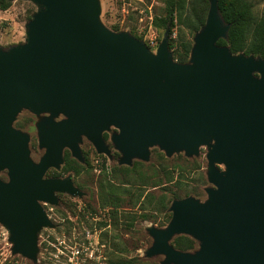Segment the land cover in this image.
Returning <instances> with one entry per match:
<instances>
[{
  "label": "water",
  "instance_id": "water-1",
  "mask_svg": "<svg viewBox=\"0 0 264 264\" xmlns=\"http://www.w3.org/2000/svg\"><path fill=\"white\" fill-rule=\"evenodd\" d=\"M30 1L38 10L25 42L0 46V224L12 254L37 263L39 232L55 226L42 203L57 205V193L85 194L71 175L46 172L61 167L65 149L82 162L83 137L111 158L102 134L114 128L119 165L149 161L152 147L167 157L206 148V198L173 199L169 222L145 228L152 238L145 257L264 264V58L217 44L230 27L217 0H209L183 63L169 49V28L152 52L131 33L107 28L99 0ZM23 108L39 117L37 162L29 134L13 125ZM181 234L197 248H175Z\"/></svg>",
  "mask_w": 264,
  "mask_h": 264
},
{
  "label": "rangeland",
  "instance_id": "rangeland-1",
  "mask_svg": "<svg viewBox=\"0 0 264 264\" xmlns=\"http://www.w3.org/2000/svg\"><path fill=\"white\" fill-rule=\"evenodd\" d=\"M250 1L254 14L263 15L264 0ZM10 2L7 9H0V46L3 47L25 42L26 23L38 10V5L30 0ZM99 3L100 20L107 28L129 32L156 52L165 32V28L158 26L155 19L164 12L161 0H99ZM194 34L191 35L185 22L180 20L169 38L174 41V48H181L185 38L191 39L193 44ZM38 119V116L23 108L13 122L14 127L29 134L30 156L36 162L44 152L38 146L35 125ZM81 146L86 161L79 173L62 172L60 167L59 170L51 169L47 175L65 177L71 174L75 185L86 195L79 198L60 194L57 205H43L55 226L40 230L35 264H116L118 261L121 264H160L162 255L151 258L144 256L152 243L145 228L156 226L151 220H159L163 215L155 210L161 195L168 208L173 199L188 195L201 200L206 198L204 189L209 186L206 148L201 147L198 156L187 157L181 152L167 157L158 147H152L149 161L136 159L127 166L118 164L120 154L112 145L111 158L97 154L86 139ZM69 156L72 163H80L70 153ZM168 175L173 176L172 182L167 181ZM0 176L6 178L5 172H1ZM122 182L128 183L122 185ZM101 185H132L134 196L137 188V192L144 190V194L150 197L144 199V210L139 209L140 201L134 205V197L128 200L124 197L123 200L127 201L122 200L117 207H102ZM175 195L179 198H174ZM143 213L148 214L149 219L143 220ZM4 229L0 224V230ZM0 264L34 263L20 254H12L8 238L1 236Z\"/></svg>",
  "mask_w": 264,
  "mask_h": 264
},
{
  "label": "trees",
  "instance_id": "trees-1",
  "mask_svg": "<svg viewBox=\"0 0 264 264\" xmlns=\"http://www.w3.org/2000/svg\"><path fill=\"white\" fill-rule=\"evenodd\" d=\"M164 5L163 14L157 19V25L169 28V36L173 27H176L180 20L185 22V27L192 35L197 32L204 24L206 14L209 8V0H161ZM219 12L225 21L230 24L228 36L226 39L220 38L217 41L219 45H227L232 53H244L246 55L253 54L264 58V14L256 16L252 11V2L250 0H217ZM10 0H0V9L5 10L10 6ZM31 16L29 17V19ZM169 49L172 50L174 60L178 62H186L189 59L192 40L185 38L181 48H174L175 43L172 38L168 37ZM118 153H116L117 155ZM81 163H72L69 151L64 152V162L61 166L62 172L74 171L79 173L84 167ZM50 171V170H49ZM169 174V172H168ZM167 181L172 182L173 176H166ZM122 182L121 184H127ZM132 185L129 186H113L101 185L102 189V207H117L121 204L124 197L132 199L134 197V205L140 201L139 209L144 210V199L150 197L144 194V190H139L134 196ZM174 198H179L175 195ZM123 200V201H127ZM155 210L163 213L161 219L151 220L156 223L157 227H164L171 218V212L168 211V205L165 203L164 196L161 195L156 203ZM142 219H149V215L143 213ZM157 221V222H156ZM171 244L181 251H191L197 247V242L188 235H178L174 237ZM116 264H121L118 261ZM128 264V262H127Z\"/></svg>",
  "mask_w": 264,
  "mask_h": 264
},
{
  "label": "flooded vegetation",
  "instance_id": "flooded-vegetation-1",
  "mask_svg": "<svg viewBox=\"0 0 264 264\" xmlns=\"http://www.w3.org/2000/svg\"><path fill=\"white\" fill-rule=\"evenodd\" d=\"M34 114V113H33ZM41 115H44V114H41ZM59 119H61V117H58V118H56V120H59ZM116 129H114V128H111V130H109V131H104L103 132V134H102V136H103V139H104V141H105V143L109 146V149L111 150V145H112V143H111V141H110V135H111V133L113 132V131H115ZM84 139H86L85 137H83V139H82V142L80 143V148H81V152H82V155H83V161L82 162H80L81 164H84L85 163V161H86V159H85V156H84V154H83V149H82V143H83V141H84ZM87 140V139H86ZM91 145H92V147L94 148V150H95V152L97 153V154H99V155H105V156H107L108 158H110L107 154H105V153H98L97 151H96V148L94 147V145L89 141V140H87ZM113 146V145H112ZM114 148V147H113ZM65 150H67V149H65ZM65 150H64V152H65ZM69 151V150H68ZM118 152V151H117ZM69 153H70V151H69ZM119 153V152H118ZM183 153V152H182ZM120 154V153H119ZM71 155V154H70ZM113 155V152H112V150H111V156ZM72 157V156H71ZM136 160V159H135ZM78 161V160H77ZM64 162V161H63ZM51 169H54V168H51ZM51 169H49V170H51ZM48 170V171H49ZM56 170H59V169H56ZM48 171L46 172V174H45V177H58V176H48L47 175V173H48ZM68 175H71V174H68ZM71 178H72V176H71ZM72 180H73V178H72ZM73 183H74V181H73ZM74 185H75V183H74ZM75 186H77V185H75ZM80 190H82L79 186H77ZM83 191V190H82ZM83 192H85V191H83ZM60 194H67V193H57V197L60 195ZM69 195V194H68ZM86 195V192H85V194L83 195V196H85ZM71 196V195H70ZM82 196V197H83ZM78 197V196H77ZM79 198H81V197H79ZM44 204H49V203H42V206L44 205ZM50 205H52V204H50ZM43 208H44V206H43ZM45 209V208H44ZM46 211V210H45ZM47 213V212H46ZM48 215V214H47Z\"/></svg>",
  "mask_w": 264,
  "mask_h": 264
},
{
  "label": "built area",
  "instance_id": "built-area-1",
  "mask_svg": "<svg viewBox=\"0 0 264 264\" xmlns=\"http://www.w3.org/2000/svg\"><path fill=\"white\" fill-rule=\"evenodd\" d=\"M8 233L7 231L4 229V230H0V237L3 236L4 238L7 237L8 238Z\"/></svg>",
  "mask_w": 264,
  "mask_h": 264
}]
</instances>
